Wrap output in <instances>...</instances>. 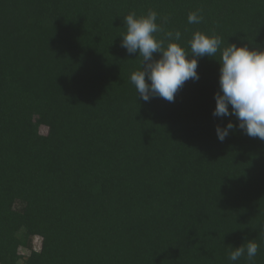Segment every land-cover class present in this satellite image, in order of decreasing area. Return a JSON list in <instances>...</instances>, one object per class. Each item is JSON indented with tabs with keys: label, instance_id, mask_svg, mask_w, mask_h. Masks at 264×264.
Wrapping results in <instances>:
<instances>
[{
	"label": "trees",
	"instance_id": "16d2710c",
	"mask_svg": "<svg viewBox=\"0 0 264 264\" xmlns=\"http://www.w3.org/2000/svg\"><path fill=\"white\" fill-rule=\"evenodd\" d=\"M150 10L189 54L264 47V0H0V264H264V140L217 138L220 51L174 102L137 96L123 17Z\"/></svg>",
	"mask_w": 264,
	"mask_h": 264
},
{
	"label": "clouds",
	"instance_id": "9594fccd",
	"mask_svg": "<svg viewBox=\"0 0 264 264\" xmlns=\"http://www.w3.org/2000/svg\"><path fill=\"white\" fill-rule=\"evenodd\" d=\"M202 19L197 12L188 14L189 24H199ZM156 21L157 13L151 10L146 15L130 12L123 17L127 31L121 36V46L129 55L138 53L142 57L140 69L130 76L137 96L145 102L153 97L174 102L176 93L186 81L199 80L198 58H214L220 51L219 90L214 94L216 106L212 115L235 117L238 123L229 120L224 126L218 124L217 138L223 142L238 128L249 137L264 140V47L235 43L222 47L220 36L196 31L189 41V54L178 43L179 31L167 32V43L165 39H157L154 34L162 28ZM259 247L255 239H248L246 244L232 246L228 259L235 262L246 256L252 261Z\"/></svg>",
	"mask_w": 264,
	"mask_h": 264
},
{
	"label": "rangeland",
	"instance_id": "374dc122",
	"mask_svg": "<svg viewBox=\"0 0 264 264\" xmlns=\"http://www.w3.org/2000/svg\"><path fill=\"white\" fill-rule=\"evenodd\" d=\"M33 242H34V243H33L34 247H35V246H36V248H39V247H40V245H41V243H40V239L35 238ZM24 253H27V251L24 250Z\"/></svg>",
	"mask_w": 264,
	"mask_h": 264
}]
</instances>
